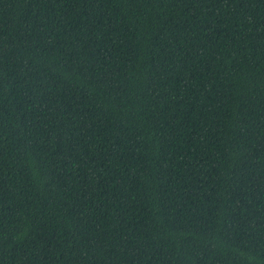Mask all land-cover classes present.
Wrapping results in <instances>:
<instances>
[{
    "label": "trees",
    "instance_id": "obj_1",
    "mask_svg": "<svg viewBox=\"0 0 264 264\" xmlns=\"http://www.w3.org/2000/svg\"><path fill=\"white\" fill-rule=\"evenodd\" d=\"M0 264H264V0H0Z\"/></svg>",
    "mask_w": 264,
    "mask_h": 264
}]
</instances>
